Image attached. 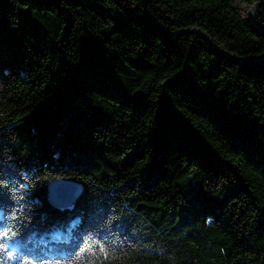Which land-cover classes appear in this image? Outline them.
I'll return each instance as SVG.
<instances>
[{
    "label": "trees",
    "instance_id": "obj_1",
    "mask_svg": "<svg viewBox=\"0 0 264 264\" xmlns=\"http://www.w3.org/2000/svg\"><path fill=\"white\" fill-rule=\"evenodd\" d=\"M258 2L0 0V264H264Z\"/></svg>",
    "mask_w": 264,
    "mask_h": 264
},
{
    "label": "water",
    "instance_id": "obj_2",
    "mask_svg": "<svg viewBox=\"0 0 264 264\" xmlns=\"http://www.w3.org/2000/svg\"><path fill=\"white\" fill-rule=\"evenodd\" d=\"M144 7L148 10V0H142ZM262 2L254 4L249 11V18L252 23L258 28L263 30L264 26L256 22V10ZM206 42L212 47H217L209 36L202 32ZM82 191V186L72 180H55L49 183L47 188V196L51 205L55 207L65 208L70 206Z\"/></svg>",
    "mask_w": 264,
    "mask_h": 264
}]
</instances>
